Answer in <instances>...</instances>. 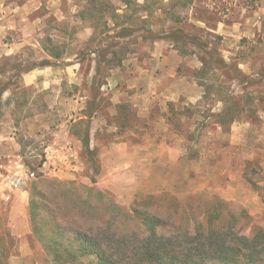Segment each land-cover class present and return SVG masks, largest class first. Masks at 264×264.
<instances>
[{"label":"rangeland","instance_id":"obj_1","mask_svg":"<svg viewBox=\"0 0 264 264\" xmlns=\"http://www.w3.org/2000/svg\"><path fill=\"white\" fill-rule=\"evenodd\" d=\"M133 1L154 10L153 30L182 28L197 42L192 53L139 33L117 37L114 13L147 16L120 0H0L1 264H51L33 236L29 201L32 189L52 199V180L95 189L123 207L163 192L184 200L217 195L264 228V0ZM49 48L63 50L61 58H50ZM201 58L212 65L203 80L210 95L196 78ZM46 60L50 66L29 70ZM180 79L167 93L186 96L171 103L178 114L170 121V103L158 100L145 117L117 115L125 95L155 97ZM218 91L235 101L221 103ZM195 95L202 97L186 99ZM89 130L101 170H109L94 184L76 138ZM15 224H26L30 235L15 236Z\"/></svg>","mask_w":264,"mask_h":264},{"label":"trees","instance_id":"obj_2","mask_svg":"<svg viewBox=\"0 0 264 264\" xmlns=\"http://www.w3.org/2000/svg\"><path fill=\"white\" fill-rule=\"evenodd\" d=\"M120 2L127 9L134 12L138 9L147 16L135 18L114 13L112 22L113 28L118 30L117 37L127 38L139 33L142 39L172 41L173 48L180 55L192 53L189 46L197 45V42L188 39L182 28L162 27L155 31L151 23L154 12L151 7L144 9L133 0ZM177 2L186 5L192 0ZM167 15L175 18L169 11ZM203 48L208 56L214 52L207 46ZM46 51L54 60L63 54L60 48ZM200 61L202 65L196 78L199 86L204 88V95H210L213 87L203 80L212 72V65L204 58ZM45 66H50L49 60L29 70ZM215 97L221 103L235 101L231 96L219 97V91ZM169 106L170 117L167 119L170 121L178 112L173 110L174 105ZM125 112L137 118L128 105L117 106L118 116ZM221 116L219 113L216 118ZM76 138L81 143L84 162L94 174L90 179L94 184L95 177L101 172L98 150L91 147L88 131L76 135ZM197 139L198 136L193 141ZM188 158L197 159L196 155ZM252 172L256 174V171ZM245 177L253 189L260 192L251 174L245 173ZM78 186L85 190L86 198L73 194L80 189ZM49 187L55 192L50 200L37 189L31 190L29 217L33 236L47 253L51 264H264V228L245 209L235 211L231 203L217 195H190L184 200L163 192L123 207L104 193L74 182L52 180Z\"/></svg>","mask_w":264,"mask_h":264},{"label":"crops","instance_id":"obj_3","mask_svg":"<svg viewBox=\"0 0 264 264\" xmlns=\"http://www.w3.org/2000/svg\"><path fill=\"white\" fill-rule=\"evenodd\" d=\"M181 80L182 79L174 80L173 82H170L168 87L165 88V90H163V91H166V92L160 91L158 93H154L153 95L155 97H151L148 94H143L142 92L138 93V96L137 95L133 96V94L132 95H125V97H124L126 99V101H124L125 103L118 101L115 106H118L120 104H126L127 105V104L130 103V104H132V107H131L132 108L131 109L132 112L136 113V115L139 118H141V116L145 117V115H147L149 111H152L156 100H158L160 102V104L162 103V101L164 102V104H168V103H170V104L172 103L173 104V103H176V102H180L182 98H185L186 95L183 94L182 92L172 91V92L167 93L169 91V89L173 88L174 86H176L174 88L177 90L179 85L181 83H183V81H181ZM201 97H202V95L201 96L200 95L199 96L195 95L193 97L187 96L186 99H188L189 102L192 103V102H196L197 100L201 99ZM162 110H163V112H165L166 111V106L164 108H162ZM88 133H89V137H90V145L93 148L92 143L94 141V134L90 136V130L88 131ZM77 142L79 143L80 141L77 139ZM77 144H76V146H77ZM146 161H147V158H143V159H141L140 163L146 162ZM101 172H102V175H103L104 174V170H101ZM101 172H100V174H101ZM107 172L109 174V170ZM107 172L105 173L106 175H108ZM131 172H134V174L136 172L138 173L139 169L138 168L136 170L132 169ZM109 179H111V177ZM104 180H105V178H104ZM106 182H108V181H106ZM98 186L100 187L99 184H98ZM104 186H106V188L110 187L109 184H104ZM13 227H14V235L17 236L18 238H20L21 240L30 235L29 228L27 227L26 224L24 226H20V225H16L15 224Z\"/></svg>","mask_w":264,"mask_h":264}]
</instances>
